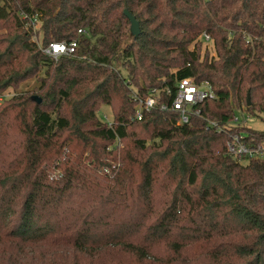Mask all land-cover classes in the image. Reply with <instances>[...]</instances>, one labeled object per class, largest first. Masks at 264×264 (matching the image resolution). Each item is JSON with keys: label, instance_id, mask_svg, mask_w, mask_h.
<instances>
[{"label": "trees", "instance_id": "16d2710c", "mask_svg": "<svg viewBox=\"0 0 264 264\" xmlns=\"http://www.w3.org/2000/svg\"><path fill=\"white\" fill-rule=\"evenodd\" d=\"M203 34L215 55L202 57ZM73 40L57 58L42 49ZM184 77L216 94L200 116L131 119L135 93ZM8 88L0 264H264V158L226 152L233 132L264 138L230 124L264 114V0H0V96Z\"/></svg>", "mask_w": 264, "mask_h": 264}, {"label": "built area", "instance_id": "2783aa9c", "mask_svg": "<svg viewBox=\"0 0 264 264\" xmlns=\"http://www.w3.org/2000/svg\"><path fill=\"white\" fill-rule=\"evenodd\" d=\"M26 15L23 16V18ZM33 25L35 19L31 20ZM80 32L82 30H79ZM202 39L210 41L209 34H203ZM77 41H55L42 47L43 51L57 58L61 54H70L75 51ZM216 94L208 81H196L193 77L178 79L174 84L162 87H153L147 90L146 95L134 94L136 106L131 119H141L146 111L157 108L163 111H172L178 114L177 123H188L194 116L202 114L200 103L206 99L215 98ZM2 99V97H0ZM244 123L245 118L235 116L234 123ZM211 126L218 122L209 120ZM222 128V126H219ZM226 152L238 161L250 158H264V138L259 140L247 131H238L229 134Z\"/></svg>", "mask_w": 264, "mask_h": 264}, {"label": "rangeland", "instance_id": "374dc122", "mask_svg": "<svg viewBox=\"0 0 264 264\" xmlns=\"http://www.w3.org/2000/svg\"><path fill=\"white\" fill-rule=\"evenodd\" d=\"M202 36L199 37V41L200 38ZM42 32H41V23L39 21H35L34 25H33V35H32V40H34L36 42V45L38 47L41 46L42 44ZM201 54L202 57L204 56V54L206 52H208L210 55H215L216 51H215V42L213 40V38L210 39V41H206L204 39L201 38ZM192 49L194 48V45L191 46ZM33 83L35 84V81H31L28 84L23 86V89H27L29 87H31L33 85ZM134 90V89H133ZM17 91H15V89L13 88H8L0 97H2V99H0V102L3 100V98H7L10 97L12 95H14ZM146 95V94H145ZM240 117L245 118L246 122H242L241 124H246L247 126H250L253 129H258V130H264V114H260L256 117H251L248 113H243L241 111L237 112ZM98 115L107 121H111L113 119V112L111 107L108 104H103L102 107L100 108V110L98 111ZM236 116V115H235ZM234 119L235 117L232 119V121H230V124L232 125H237L236 121L234 123ZM121 146L123 145V142L120 143ZM243 163H246L247 160H243L241 161Z\"/></svg>", "mask_w": 264, "mask_h": 264}, {"label": "water", "instance_id": "95a60500", "mask_svg": "<svg viewBox=\"0 0 264 264\" xmlns=\"http://www.w3.org/2000/svg\"><path fill=\"white\" fill-rule=\"evenodd\" d=\"M125 14L127 15V17L130 20V32L131 34L136 37L141 33V28H140V23L139 21L136 19V17L129 11V10H125ZM248 100L250 102V95L248 94Z\"/></svg>", "mask_w": 264, "mask_h": 264}]
</instances>
